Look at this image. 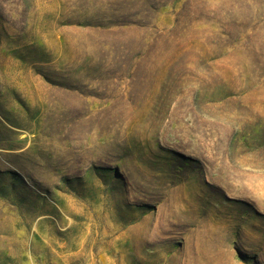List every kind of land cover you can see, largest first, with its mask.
<instances>
[{"label":"rangeland","instance_id":"rangeland-1","mask_svg":"<svg viewBox=\"0 0 264 264\" xmlns=\"http://www.w3.org/2000/svg\"><path fill=\"white\" fill-rule=\"evenodd\" d=\"M0 264H264V0H0Z\"/></svg>","mask_w":264,"mask_h":264}]
</instances>
